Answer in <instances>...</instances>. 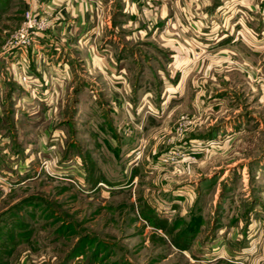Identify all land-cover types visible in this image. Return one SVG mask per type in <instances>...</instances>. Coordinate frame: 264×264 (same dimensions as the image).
Returning <instances> with one entry per match:
<instances>
[{"label": "rangeland", "instance_id": "1", "mask_svg": "<svg viewBox=\"0 0 264 264\" xmlns=\"http://www.w3.org/2000/svg\"><path fill=\"white\" fill-rule=\"evenodd\" d=\"M7 1L0 264H232L248 247L264 258V6L221 0L210 12L203 0L180 31L186 64L151 45L157 76L133 69L125 86L91 59L75 54L71 69L60 54L51 71L40 55L33 76L48 91L25 96L33 47H4L25 10L50 0Z\"/></svg>", "mask_w": 264, "mask_h": 264}, {"label": "crops", "instance_id": "2", "mask_svg": "<svg viewBox=\"0 0 264 264\" xmlns=\"http://www.w3.org/2000/svg\"><path fill=\"white\" fill-rule=\"evenodd\" d=\"M6 1L0 0V9L5 7L8 2ZM156 1L154 5L152 4L151 10L141 9L135 0H50L42 3L40 11L51 12L53 15L52 26L22 58L23 73L29 77V80L24 86H20L22 88L17 86L16 91L21 90V94L32 95L48 91L44 76H40L41 71L36 69L40 74L37 78L33 76L35 73L33 69L36 68L34 63L36 59L39 63L40 55H43L51 71L53 70V59L58 61L60 54L64 57V66L71 67V69L74 68L75 54L79 55L82 60L91 59L98 67V71L103 72L104 69L112 71V73L117 71L124 79L118 84L124 86L127 83H132H130V75L128 76L127 71L131 73L134 71L133 69H136L138 77L143 76L147 69L152 78L157 76L153 72V68L148 63L146 65L150 59L157 61L160 59V56L153 57L151 56L152 52H147L148 48H152L151 45L156 46L162 52L161 56L163 54L167 56L168 65L175 59L186 64L183 50L179 51L181 45L185 43L182 41L184 37L180 36V31L191 28V25L188 28L183 27L185 19L188 14L200 11L203 0ZM252 1L249 3V8L246 7V9H254L257 4L264 6V0ZM207 5H209L210 12L214 11L220 7L221 0H208L206 7ZM170 23L177 24V27L175 28L173 25L170 27ZM56 51L58 52L56 53ZM100 51H103L104 55H101ZM128 64L131 66L129 67ZM158 64L164 65L163 61ZM111 66L114 67V70H111ZM157 70L159 74L160 71L161 74L165 72L162 67ZM167 75L169 76L168 73ZM178 76L179 72L175 74V77ZM40 77L42 81H45L44 83L40 82ZM38 83L41 87L37 86ZM24 95H20L22 101L30 99L32 96L30 95L29 98L23 97ZM38 101L44 102L41 99ZM46 115L45 113L44 116ZM46 133L44 132V134ZM8 156L5 149L0 150V161ZM7 166L11 167L8 164ZM232 235L233 240L237 235ZM249 249V247L243 248L241 256H231L232 264H264V258L252 259L255 256V251L244 254Z\"/></svg>", "mask_w": 264, "mask_h": 264}, {"label": "built area", "instance_id": "3", "mask_svg": "<svg viewBox=\"0 0 264 264\" xmlns=\"http://www.w3.org/2000/svg\"><path fill=\"white\" fill-rule=\"evenodd\" d=\"M42 1V0H37ZM144 7L148 9L152 8L153 0H142ZM40 11V10H39ZM33 10L28 8L23 14V19L15 34L7 41L4 47V51L9 53L13 57L18 51H26L29 47H32L36 40L43 38L45 32L50 29L49 16L47 11ZM21 82L26 83L29 77L22 73L19 77ZM1 181H4L0 178ZM3 183V182H2Z\"/></svg>", "mask_w": 264, "mask_h": 264}]
</instances>
